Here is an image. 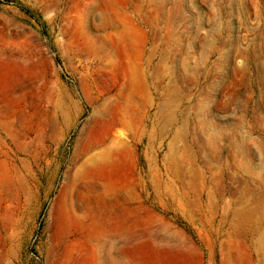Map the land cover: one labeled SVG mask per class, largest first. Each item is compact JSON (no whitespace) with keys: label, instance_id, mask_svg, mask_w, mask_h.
<instances>
[{"label":"rangeland","instance_id":"1","mask_svg":"<svg viewBox=\"0 0 264 264\" xmlns=\"http://www.w3.org/2000/svg\"><path fill=\"white\" fill-rule=\"evenodd\" d=\"M127 1L0 0V126L58 135L18 150L0 132V264H252L253 220L214 236L231 207L260 210L248 241L264 264V0ZM120 108L114 140L136 146L138 171L129 154L123 191L101 198L114 156L71 152Z\"/></svg>","mask_w":264,"mask_h":264},{"label":"bare ground","instance_id":"2","mask_svg":"<svg viewBox=\"0 0 264 264\" xmlns=\"http://www.w3.org/2000/svg\"><path fill=\"white\" fill-rule=\"evenodd\" d=\"M131 3H132V0L127 1L126 9L130 8ZM138 19L141 20V17L138 16ZM130 22L133 26H138V24H140L139 21L134 18H130ZM128 37L130 38L129 34L127 35V38ZM92 45L97 51H105L107 47L104 40L98 37L92 39ZM11 57L12 59L16 58L15 56H12V55ZM121 81L122 80L120 79L118 92L122 90V84H120L122 83ZM28 91H30L29 86L25 82H22L20 84V88H16L14 90V95L17 98L19 105L22 106L27 103L26 97L29 96ZM65 98L66 96L63 95L61 100L56 103L55 110H54V114L60 118L64 129H66L67 118H68L67 117L68 110L65 106ZM128 120H129V114L125 110L120 108L117 114L99 123L98 127L93 132L91 142H84V143L81 142V134H79L75 140V145L73 146V149L71 152L73 161H74V158L77 156L78 152L80 151V149L83 151H88L93 146H97L102 149V152H100L99 154L95 156L94 163H97L100 160H105L110 157L113 158L114 156V162L112 163H105V161L102 163H98L100 165L97 171V174H98L97 180L100 182L101 189L97 188V191L101 198L119 195L123 191V188L120 189V185L123 180L124 172L126 168L130 167V166H127V163L129 161L128 159L129 154H132L133 159L136 160L135 165H133V171L135 173H137L138 171L139 154H138L136 146H128L125 144L117 143L114 140L115 137H119L123 135L121 132L117 131V128L121 126H126V124L128 123ZM0 132H2L6 136L5 141H11V142H14V144L16 143L19 146L17 147L18 150L21 147L23 149V147L25 146L24 144H27L29 140L34 139L33 137L34 134L39 135V142L44 144V147L46 149H48L47 142L57 141V137H58V135L57 136L54 135L52 137H46L40 130H35L34 128L20 133V132L14 131L11 127L7 126L6 124H2L0 126ZM62 198H63L62 199L63 206L66 212L70 214V196H69L68 189L64 191ZM140 199L143 205L148 206L149 204L148 198H146L144 195L141 194ZM248 212H249V208L240 210L238 212V210H234V208L231 207L228 212V216L225 221V224L220 225L216 229L214 236L218 235L227 224H232L234 222V216L235 217H247L248 219L253 220L254 222H247L248 238L246 239V247L250 253L252 264H258V259L256 257L257 252H255V250L253 249L248 239L250 237L252 238V236L255 234L256 230L258 229L261 223L259 220V215L261 212L260 210L256 209L255 218L248 217L249 215ZM169 225L171 228H174L175 230H179L178 228L175 227L173 219H169ZM138 226H139V222L133 223L134 228H137ZM123 228L124 227H120V229H123ZM168 249L169 248H166L165 250H168Z\"/></svg>","mask_w":264,"mask_h":264}]
</instances>
